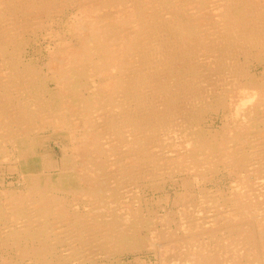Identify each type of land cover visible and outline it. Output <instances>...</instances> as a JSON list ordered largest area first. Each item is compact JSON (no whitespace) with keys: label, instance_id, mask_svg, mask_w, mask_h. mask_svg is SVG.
Returning <instances> with one entry per match:
<instances>
[{"label":"bare ground","instance_id":"1","mask_svg":"<svg viewBox=\"0 0 264 264\" xmlns=\"http://www.w3.org/2000/svg\"><path fill=\"white\" fill-rule=\"evenodd\" d=\"M38 35L49 44L43 67L27 59ZM263 65L264 0H0V169L19 172L42 133L67 134L91 182L60 196L47 179L54 164L35 155L40 173L23 192L0 190L1 264L117 251L148 218L135 195L122 218L100 206L163 179L183 180L186 236L166 234L158 248L174 257L162 264H264ZM210 114L223 116L221 138L205 134ZM222 169L233 186L202 196L213 214L196 223L189 183Z\"/></svg>","mask_w":264,"mask_h":264},{"label":"rangeland","instance_id":"2","mask_svg":"<svg viewBox=\"0 0 264 264\" xmlns=\"http://www.w3.org/2000/svg\"><path fill=\"white\" fill-rule=\"evenodd\" d=\"M38 37H39V35H38ZM38 37L36 39H35V37H33V39L30 37H27L28 44H29L28 50L30 51V54L28 55L29 57L27 59L31 62L33 61L38 66L43 67V66H47L49 64V61H50L49 52L46 48V46L48 47L49 44L47 42H45V40L42 38L43 37L42 35H40L39 39H38ZM29 41H30V43H29ZM31 43H32V45H31ZM41 52H43V53H41ZM263 67H264V65L260 66V69H259L260 72L259 73L264 71ZM44 74H45V71H44ZM210 115H207L205 118V119H207V120H205V123H204L205 134L212 133V134H215L221 138V136L224 133V125H225V122L222 119L223 116L221 115L219 118L218 115H215V114H210ZM240 123H241V121H240ZM211 126H213V127H211ZM212 128H214V129H212ZM38 145H39V146H37L38 149L36 148V150H35L36 152H34L36 154L33 155V153H32V155L30 157L31 159H29L25 163H22V166L19 168V172L18 171H17V173L16 172H6V170L4 168L0 169V190L11 189V190H14L16 193L23 192L25 187L30 184L29 177H27V176L30 174H39L40 173V171H38V170H40V167H38V163L35 160V155L40 156V154H43V156L44 155L47 156L51 160L52 164H54L50 170V173H47V176H48L47 179L56 185V190L59 192L58 194L60 196L61 195L65 196L66 193H70V192L76 193V194H78V196H81V194L87 192L88 190H91V188L89 187L91 182L89 181V182H87V184H85L86 182H82L83 180L81 181V179H80L81 175L79 176L80 172L78 170V167L80 165L78 164L77 160L75 161L76 158L73 156V153H71L72 152L70 149L71 146L69 145L67 134H62L60 136H54V135H52L51 132H49V133L44 132L39 136ZM63 149H66L65 154L63 153ZM67 150L70 153L67 152ZM248 150H250V148ZM63 172H64V174H62ZM24 174H26V175H24ZM222 176L223 177L225 176V177L223 178ZM217 177H218V179H217ZM7 178H9V179H7ZM42 180H43V182L46 181V179L44 177H42ZM176 180L175 181H173V180H167L166 181L165 179H163L160 182H158V184H156L155 186L149 185L148 183L145 182V183H143L142 186L140 185L141 186V188L139 189L140 192H139V190H137V189L133 188V186H131L129 188H126L125 190H121L122 193L119 190L121 195L119 194V197L116 201H115L114 196L110 197V199H108V201L114 200L115 201L114 204L112 202H108V201L106 204L112 203L113 206L111 208L106 207L107 209L106 208L103 209L102 206H100V208L102 209V210L100 209V215L106 217L108 215V213L109 214L111 213L115 217L121 216V218H122L124 211H122V210L120 211L119 207L122 206L125 202H129L130 198H132L135 195L136 201H137L136 204L138 205L139 204L138 202H141V207H142L143 212H144L143 214H145L144 218H148V220L144 219L145 220V223L143 222L144 226L142 225L138 229L135 228L134 231L128 237V240L125 239L123 241L124 243L123 242L121 243L122 245L117 251L111 252L108 254L99 253L100 256L98 253H97V255L95 254L96 256H93L94 254H91V257H89L90 260L86 261L85 263L82 262V258L80 256L81 260H79V261L76 260V261H73L69 264H79V263L80 264H99V262H100V264H106L107 261H108L107 264H147V263L148 264H162V262H164L165 259H166V261L169 262L172 259V257H174V252L170 251V252L166 253V252H164L165 248H162V249L158 248V244L160 243V241L168 242V240H167L168 236L167 235L169 232H172V231L179 230L178 238L186 236V235H184L185 234L184 229L181 228L182 227L181 226L182 219H180L183 217V215H182V212H183V206L182 205L183 204L179 205L176 203L178 196L184 192L183 186H182L183 180L179 179L178 182ZM81 182L83 183V185ZM233 182H234L233 178H230L227 175V173L224 172L223 169L218 171L216 177H214L212 179L209 177V179L206 180L205 182H202V183L201 182L200 183L199 182L194 183V181L190 182L189 183V185L191 187L190 191L194 192V194H193L194 199L197 200V205L192 206L195 210L191 209L192 217L194 219L193 221H195L196 223H200V221L202 222V220H201L202 218L208 217V216L210 217L213 214V213L208 214L210 206L208 204L203 205V203H202L203 197L202 196H204L209 191V192H212V197H215L216 196V190L225 189V188H228L226 190H230L233 186ZM21 186H22V189L20 188ZM16 187H18V188H16ZM200 189H202L204 191L203 194H202V191ZM211 189H213V190H211ZM134 191H135V194H134ZM213 191H215V192H213ZM61 192H62V194H61ZM227 192L229 193V191H227ZM131 194H133V195H131ZM126 195H129V196H126ZM137 195H138V197H137ZM125 196L129 197V198H126ZM77 197L75 198V201H76ZM125 199H127V200H125ZM67 200L70 202L69 204H71V205H76V204H80V203H81V205L84 204L83 206H81L82 207L81 212H83L87 207L90 208L89 206H87L89 204V200L87 198L85 200H78L79 201V202L77 201L78 203H75V201H73V198L71 196L68 197ZM72 202H74V203H72ZM199 204H200V207H199ZM197 207H199V208H197ZM113 212L116 214H114ZM119 212H122V213H119ZM147 216H150L151 219ZM171 218L173 219L172 221H171ZM198 220H200V221L198 222ZM179 226H181V227H179ZM152 235H153V237H152ZM161 237H162V239H160ZM130 238H132V239H130ZM183 250L186 251V249H183ZM131 252H133V253H131ZM135 252H137V253H135ZM67 254H71V251L70 252L67 251ZM67 254H66V252H64V255H67ZM116 254H118V255H116ZM119 254H121V255H119ZM132 254H134V255H132ZM101 255H102V257H101ZM112 255H113V257H112ZM117 256H119V257H117ZM104 260H107V261H104ZM176 261L177 262L175 264L180 263V259L178 257L176 258ZM0 264H1V261H0ZM168 264H170V263H168Z\"/></svg>","mask_w":264,"mask_h":264}]
</instances>
